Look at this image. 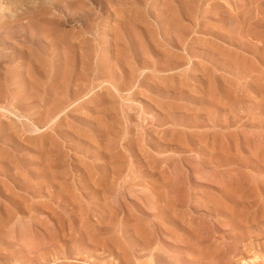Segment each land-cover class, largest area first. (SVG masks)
Wrapping results in <instances>:
<instances>
[{
  "label": "rangeland",
  "instance_id": "obj_1",
  "mask_svg": "<svg viewBox=\"0 0 264 264\" xmlns=\"http://www.w3.org/2000/svg\"><path fill=\"white\" fill-rule=\"evenodd\" d=\"M15 1L0 264H264V0Z\"/></svg>",
  "mask_w": 264,
  "mask_h": 264
},
{
  "label": "bare ground",
  "instance_id": "obj_2",
  "mask_svg": "<svg viewBox=\"0 0 264 264\" xmlns=\"http://www.w3.org/2000/svg\"><path fill=\"white\" fill-rule=\"evenodd\" d=\"M20 1H21V0H20ZM20 1H19V2H20ZM13 2H14V1H13ZM15 2L17 3V1H15ZM19 2H18V3H19ZM18 3H17V4H18ZM21 3H23V2H21ZM16 6H17V5H16ZM1 8H3V7H1ZM1 8H0V9H1ZM8 8H9V7H8ZM9 9H10V8H9ZM12 9H13V8H12ZM14 9H16V8H14ZM17 11H18V10H17ZM7 12H8V11H7ZM15 12H16V11H15ZM3 13H4V11H3ZM12 13H13V12H12ZM16 13H17V12H16ZM8 14H9V13H8ZM14 14H15V13H14ZM10 15H11V14H10ZM0 18H1V16H0ZM14 18H15V17H14ZM16 18H17V17H16ZM19 33H20V32H19ZM42 34H43V33H42ZM2 42H3V40H2ZM2 42H1V43H2ZM4 44H5V43H4ZM4 44H3V45H4ZM3 45H2V46H3ZM5 46H7V45H4V47H5ZM7 48H8V46H7ZM3 50H4V49H3ZM39 53H40V52H39ZM1 54H3V52L0 53V56H1ZM0 58L2 59L3 57L1 56ZM31 59H32V58H31ZM2 61H3V60H2ZM2 61H1V62H2ZM1 62H0V63H1ZM37 67H38V66H37ZM90 229H91V228H90ZM107 229H108V228H107ZM137 229H138L139 232H140V235H139L140 239L143 240V241L149 242V241H150V235H148V234H149L148 230H145V228L143 229L142 226H140V227L138 226ZM86 230H87V229H86ZM88 230H89V229H88ZM88 230H87V231H88ZM92 230H93V229H92ZM93 232H94V231H93ZM88 233H89V232H88ZM99 234H101V233H99ZM85 235H88V234H85ZM92 235H98V234H92ZM111 235H112V234H111ZM90 237H91V236H90ZM91 239H92V238H91ZM92 240H93V239H92ZM112 240H113V239H112ZM113 242H114V241H113ZM117 242H118V241H117ZM117 242H116V243H117ZM114 243H115V242H114ZM120 249H121V248H120ZM148 251H149V250H148ZM204 252H205V251H204ZM204 252H201V253H198V252H197L198 254L196 255V256H197L196 258H197L198 260H200V258H201L202 256H209V257L211 256V258H213L214 255L216 256V252L213 253V256H212V255H209L208 252H207L208 255H207V253H204ZM136 253H137V252H136ZM154 253H155V252H154ZM245 253H246V252H245ZM124 255H125V259H124V261H127V262L130 261V260H129V255H128L127 250L125 251ZM239 255H240V254H239ZM153 256L156 257L155 254H154ZM161 256H162V255H161ZM179 256H180V255H179ZM260 256H261V255H258V256H256V258H257L258 260H263V261H264V258H263V257H260ZM151 257H152V256H151ZM151 257H150V259H151L150 263L152 264V262H153V259H152V258H153V257H152V258H151ZM158 257H159V256H158ZM193 257H194V255H193ZM173 258H174V256H173ZM175 258H176V256H175ZM207 258H208V257H206V259H207ZM211 258H208V259H211ZM215 258H216V257H215ZM252 258H253V257H252ZM160 259H163V258L161 257ZM160 259H159V260H160ZM164 259H165V258H164ZM208 259H207V260H208ZM165 260H166V259H165ZM167 260H168V259H167ZM194 260H196V259H194ZM204 260H205V257H204ZM212 260H213V259H212ZM256 261H257V260H256ZM127 262H126V263H127ZM162 262H163V260H162ZM164 262H165V261H164ZM164 262H163V263H164ZM169 262H170V260H169ZM169 262H168V263H169ZM176 262H177V261H176ZM261 262H262V261H261ZM153 263H155V262H153ZM140 264H141V263H140ZM171 264H172V263H171ZM194 264H196V262H194ZM197 264H199V263H197ZM258 264H259V263H258Z\"/></svg>",
  "mask_w": 264,
  "mask_h": 264
}]
</instances>
